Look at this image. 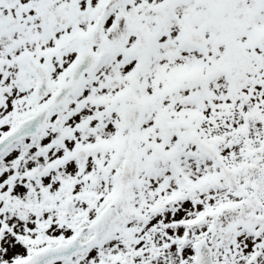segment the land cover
<instances>
[{
  "label": "snow or ice",
  "instance_id": "1",
  "mask_svg": "<svg viewBox=\"0 0 264 264\" xmlns=\"http://www.w3.org/2000/svg\"><path fill=\"white\" fill-rule=\"evenodd\" d=\"M0 264H264V0H0Z\"/></svg>",
  "mask_w": 264,
  "mask_h": 264
}]
</instances>
